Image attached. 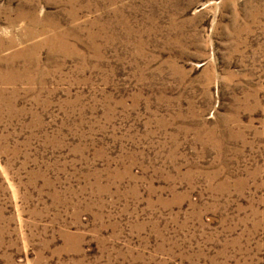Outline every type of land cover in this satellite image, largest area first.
<instances>
[{
  "label": "rangeland",
  "instance_id": "1",
  "mask_svg": "<svg viewBox=\"0 0 264 264\" xmlns=\"http://www.w3.org/2000/svg\"><path fill=\"white\" fill-rule=\"evenodd\" d=\"M0 264H264V0H0Z\"/></svg>",
  "mask_w": 264,
  "mask_h": 264
}]
</instances>
